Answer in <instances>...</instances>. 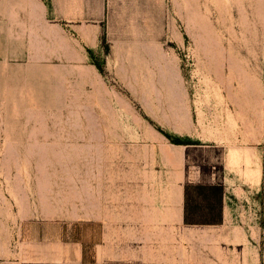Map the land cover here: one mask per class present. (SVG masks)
I'll list each match as a JSON object with an SVG mask.
<instances>
[{"label": "rangeland", "instance_id": "rangeland-1", "mask_svg": "<svg viewBox=\"0 0 264 264\" xmlns=\"http://www.w3.org/2000/svg\"><path fill=\"white\" fill-rule=\"evenodd\" d=\"M263 89L264 0H0V260L264 264ZM212 172L225 224L179 226Z\"/></svg>", "mask_w": 264, "mask_h": 264}, {"label": "crops", "instance_id": "crops-1", "mask_svg": "<svg viewBox=\"0 0 264 264\" xmlns=\"http://www.w3.org/2000/svg\"><path fill=\"white\" fill-rule=\"evenodd\" d=\"M264 92V89H263ZM218 148V146H208ZM227 184L225 179L219 181L217 174L212 172L208 180L187 178L182 185L177 210L179 226L189 228H216L225 224L227 210ZM69 258L77 248L70 244ZM74 246V247H72ZM76 260L61 262L64 264H130L120 260H100L98 256L90 257L82 243L79 244ZM58 263V262H50ZM0 264H25L17 260H0Z\"/></svg>", "mask_w": 264, "mask_h": 264}, {"label": "bare ground", "instance_id": "bare-ground-1", "mask_svg": "<svg viewBox=\"0 0 264 264\" xmlns=\"http://www.w3.org/2000/svg\"><path fill=\"white\" fill-rule=\"evenodd\" d=\"M222 46V45H221ZM214 47V46H213ZM217 47V46H216ZM215 47V48H216ZM216 50V49H215ZM222 50V49H221ZM222 53V52H221ZM229 65H231L229 63ZM233 67V66H232ZM237 73V72H236ZM183 81V80H182ZM187 92V91H186ZM184 150V149H183ZM247 150V151H246ZM243 150L241 148H232L229 151V160H230V164L231 166L237 168L238 170H240L241 164L244 162L246 168L243 169L244 170V176L246 178V180H250L253 181L255 184H257L259 186V188L261 187V182H262V167H261V163L260 161H253V153L250 152L248 149ZM168 153V152H167ZM166 153V154H167ZM171 154V153H170ZM169 154V156H170ZM168 155V154H167ZM166 155V156H167ZM169 158V157H168ZM173 159V156H172ZM171 159V160H172ZM169 160V159H168ZM170 160V161H171ZM252 165H254L252 167ZM242 171V170H241ZM180 179V178H179ZM182 185L180 184L177 188V193H178V199L181 195V190H182ZM65 199V198H64Z\"/></svg>", "mask_w": 264, "mask_h": 264}]
</instances>
